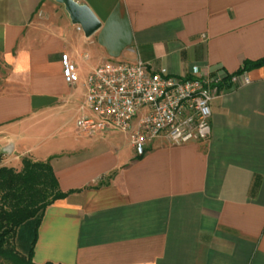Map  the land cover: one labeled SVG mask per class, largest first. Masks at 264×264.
Segmentation results:
<instances>
[{"label": "crops", "instance_id": "obj_1", "mask_svg": "<svg viewBox=\"0 0 264 264\" xmlns=\"http://www.w3.org/2000/svg\"><path fill=\"white\" fill-rule=\"evenodd\" d=\"M72 1L99 23L88 36L56 0H0V164L48 160L69 191L43 209L31 259L264 264V65L234 73L264 58V0ZM105 61L247 81L218 84L206 139L158 136L135 155L127 131L76 126L93 117L85 77Z\"/></svg>", "mask_w": 264, "mask_h": 264}, {"label": "built area", "instance_id": "obj_2", "mask_svg": "<svg viewBox=\"0 0 264 264\" xmlns=\"http://www.w3.org/2000/svg\"><path fill=\"white\" fill-rule=\"evenodd\" d=\"M60 64L63 81L74 84L75 64L64 53ZM224 76L195 66L186 75H172L163 66L150 68L141 61H105L85 77L84 104L93 117L79 118L76 126L89 133L109 128L127 131L135 155L143 154L158 136L174 145L204 140L218 84L224 79L247 81L242 73Z\"/></svg>", "mask_w": 264, "mask_h": 264}, {"label": "trees", "instance_id": "obj_3", "mask_svg": "<svg viewBox=\"0 0 264 264\" xmlns=\"http://www.w3.org/2000/svg\"><path fill=\"white\" fill-rule=\"evenodd\" d=\"M262 65L264 58L244 60L242 67L234 73ZM68 192L58 188L48 160L36 161L24 157L19 170L0 164V260L11 264H63L49 260L36 263L31 255L43 209ZM28 220L33 224L32 235L26 251L20 252L13 240L18 228Z\"/></svg>", "mask_w": 264, "mask_h": 264}, {"label": "water", "instance_id": "obj_4", "mask_svg": "<svg viewBox=\"0 0 264 264\" xmlns=\"http://www.w3.org/2000/svg\"><path fill=\"white\" fill-rule=\"evenodd\" d=\"M56 1L64 5L71 22L78 24L85 36L91 34L99 26L97 19L86 6L78 5L72 0Z\"/></svg>", "mask_w": 264, "mask_h": 264}, {"label": "rangeland", "instance_id": "obj_5", "mask_svg": "<svg viewBox=\"0 0 264 264\" xmlns=\"http://www.w3.org/2000/svg\"><path fill=\"white\" fill-rule=\"evenodd\" d=\"M32 227H33L32 222L28 220L25 223H23L17 230L16 236L13 242L15 243L16 248L20 252L26 251L28 247L29 240L32 235ZM0 264H11V263L8 262L7 260L1 259Z\"/></svg>", "mask_w": 264, "mask_h": 264}]
</instances>
